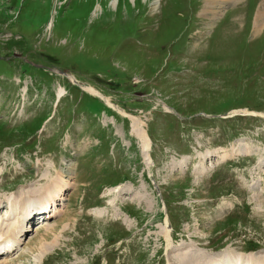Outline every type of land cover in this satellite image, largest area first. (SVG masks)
<instances>
[{"label": "rangeland", "instance_id": "obj_1", "mask_svg": "<svg viewBox=\"0 0 264 264\" xmlns=\"http://www.w3.org/2000/svg\"><path fill=\"white\" fill-rule=\"evenodd\" d=\"M263 3L214 14L205 0H0L1 229L9 194H38L62 169L70 185L43 255L34 245L0 261L263 258L264 26L252 28ZM59 72L141 119L148 148ZM34 223L21 247L43 233Z\"/></svg>", "mask_w": 264, "mask_h": 264}, {"label": "bare ground", "instance_id": "obj_2", "mask_svg": "<svg viewBox=\"0 0 264 264\" xmlns=\"http://www.w3.org/2000/svg\"><path fill=\"white\" fill-rule=\"evenodd\" d=\"M231 2H234V0H205V6L208 8H214V11H211V12L214 14H217V12L220 11V8L222 7L223 4L231 3ZM263 26H264V5H261V7H259L254 17L252 28L254 29V31H259L261 30ZM69 79L73 80V78L71 77H69ZM81 88L92 95H96L102 98L108 106L117 109L119 113L127 116L130 120V128H131L130 130L132 134L137 138L142 148L144 149L148 148L149 141L146 136V132L143 127V122L141 121V119H139L138 117L126 114L125 111H123L122 109H119L115 104L111 103L108 97L101 95L100 92L93 89L91 86L89 87L86 86V87H81ZM63 95H64V88L59 86L57 89L56 98L60 99ZM221 152H222V155L220 157L232 156L235 153L237 154L240 153L236 149L222 150ZM63 172H64L63 169L59 170L55 180L51 181L49 185H46L44 188L42 187L43 190L39 192L38 194H35V195L29 194L23 197L22 199L16 198L13 194H9L8 196L5 197V202L7 201L6 202L7 208L3 215L4 217L1 219L4 220V225L8 224L7 221H9V224L6 226L4 230H2L1 224L3 221L0 222V249L3 248L6 251L13 250L12 251L13 255L14 253L18 255L21 251L20 254L21 255L23 254L24 256L26 254L25 252L33 254L32 246L35 245L36 248L34 249L37 252L40 251V253H42L43 255V252H45L46 250V246L49 245L50 243L46 240L48 237V233H50V231L54 229V225H51V224L48 225V223H46L48 222V220L44 221L45 224L44 222L42 223L44 226L40 224L41 228L43 229V233L41 234L37 229H35L34 232L36 233L38 231L39 233L37 232V234H35L36 236L33 242L30 241L29 243H27L26 246L24 245V247L23 246L21 247V243L23 241L22 235L27 230L26 228H27L28 223L30 224L31 222L30 213L32 212L35 213L39 209H44L45 208L44 206H46L47 203L52 205L51 211L53 215L49 217L55 218L58 215H62V212L65 210L64 207H66V204L63 202L64 193L70 187V185H68L69 184L68 180L65 179L62 175ZM30 199L35 200V204L33 206H28V201ZM60 201L61 203H59ZM8 209H9V212H8ZM48 212H50V210ZM51 218H48V219H51ZM32 239L33 238H31V240ZM200 246L202 245H199V247ZM249 254L250 253H245L243 251L238 252L236 250L235 252L234 251L227 252L226 253L227 258L223 259V261L212 259V258L206 259L203 257L201 258V260H199L197 258L190 257L187 254H185L181 262L182 264H264V257L258 258V257H254ZM197 255L204 256L203 254H197ZM5 256L7 255L0 256V259L4 260V258H6ZM2 262L3 261H0V264H3Z\"/></svg>", "mask_w": 264, "mask_h": 264}]
</instances>
